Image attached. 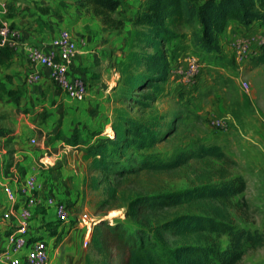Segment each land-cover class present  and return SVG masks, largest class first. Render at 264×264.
Segmentation results:
<instances>
[{
	"label": "rangeland",
	"instance_id": "rangeland-1",
	"mask_svg": "<svg viewBox=\"0 0 264 264\" xmlns=\"http://www.w3.org/2000/svg\"><path fill=\"white\" fill-rule=\"evenodd\" d=\"M228 26L230 33L219 38V50L223 55L220 62L192 45L190 31L197 28L185 25L177 28L175 37L164 43L170 64L162 91L151 92L152 97L145 100L147 104L133 101H144L140 94L145 89L127 90L125 64L136 69L131 53L139 51L131 30L120 60L119 86L115 89L114 84L102 82L100 87L90 88L91 82L85 79L88 94L82 103L97 106L90 114L92 122L84 125L85 138L77 141L81 145L73 148L64 145L66 141L55 142L54 136L49 139L33 136L36 144L29 147L34 153L46 147L51 152L46 166L36 158L34 173L45 190H56L63 195L70 217L71 225L65 228L64 236L59 239L56 236L49 242L53 264H92L95 259L90 247L82 245L83 230L75 226L76 218L83 212L95 219L94 226L108 221L120 223L132 232L143 228L162 249L185 243H214L219 249L227 248L229 237L225 233L199 238L193 234L175 236L158 228L179 215L199 213L187 202L155 211L147 221L133 220L126 215L130 202L136 197L184 191L198 185L203 174L220 181V173H224L227 180L241 176L246 184L244 191L232 197L225 207L232 222L263 235L261 245L245 246L239 264H264V65L252 67L249 62L264 41V26L253 23L244 28L237 22ZM237 36L248 38L247 58L242 62V69L231 47V41ZM192 59L199 64L200 70L188 77L185 69ZM105 61L98 55L94 57L95 64L90 67L92 75L100 71L103 75L113 74V70L103 71L110 66V61ZM113 80L118 82L115 76ZM124 117L150 125L157 134L155 143L149 148L132 145L124 150V156L115 155L122 168L134 171L116 173L112 168L95 167L90 152L92 146L106 140V134L121 126ZM215 120L220 124L213 123ZM201 145H218L230 161L203 156L188 158L169 170L142 165V161L157 164L177 157L182 159L198 151ZM49 223L34 225L32 230L39 231ZM56 226L51 228L54 234Z\"/></svg>",
	"mask_w": 264,
	"mask_h": 264
},
{
	"label": "trees",
	"instance_id": "trees-1",
	"mask_svg": "<svg viewBox=\"0 0 264 264\" xmlns=\"http://www.w3.org/2000/svg\"><path fill=\"white\" fill-rule=\"evenodd\" d=\"M81 1L100 19L108 32L120 30L126 24L127 14L121 0ZM231 20L247 28L253 23L264 26V0H142L130 20L134 44L139 46V51L131 53L136 69L126 63L125 80L127 90L146 91L140 94L144 101H133L147 104L145 100L152 97L151 92L162 91V82L170 64L164 43L175 37L177 28L183 25L197 28L190 31L192 45L215 62H220L223 55L219 50V38ZM10 54L9 48L0 45V64L5 63ZM249 62L252 67L264 65V41ZM140 66L141 69L138 68ZM0 90L14 101L18 99V89H6L0 84ZM123 96L130 97L129 94ZM112 130V137L108 136L92 146L90 152L94 166L112 168L116 173L134 171L122 168L115 155L124 156V150L132 145L149 148L155 143L157 134L150 125L126 117L121 119V126ZM66 142L73 148L77 146L76 138L67 137ZM203 156L230 161L218 145H201L198 151L182 159L177 157L157 164L142 161V165L169 170L177 168L188 158ZM219 179L214 181L203 174L198 185L184 191L136 197L130 202L126 215L133 220L140 218L147 221L155 211L187 202L199 213L179 215L163 222L158 228L175 236L193 234L199 238L225 233L229 237L227 248L219 249L214 243H185L172 249H162L143 228L132 232L120 223L100 221L93 227L88 245L96 256L92 264H239L245 246L261 245L263 235L237 227L225 208L232 197L244 191V179L235 176L227 180L224 173L219 174ZM48 232L50 235L55 233L51 228Z\"/></svg>",
	"mask_w": 264,
	"mask_h": 264
},
{
	"label": "crops",
	"instance_id": "crops-1",
	"mask_svg": "<svg viewBox=\"0 0 264 264\" xmlns=\"http://www.w3.org/2000/svg\"><path fill=\"white\" fill-rule=\"evenodd\" d=\"M121 1L127 14L126 24L120 30L108 32L100 19L81 0H0L5 18L17 33L15 48L10 50L8 60L0 64V84L6 89H18L19 94L14 101L0 90V131L9 130L11 133L0 146V250L9 246L8 235L18 224V210H14L9 219L2 216L7 208L2 186L15 185L24 175L34 173L39 153H34L29 147V137L42 135L49 139L54 136V141L59 143H64L70 137L79 142L85 136L84 125L87 121L92 122L90 114L95 111L93 107L97 106L70 101L46 77L44 68L27 62L23 45L32 44L45 51H53L55 48L51 45L52 38L60 29L67 28L75 38L82 40L70 65V76L90 81V88L96 89L103 82L114 84L116 89L120 84L118 73L125 50V39L132 30L130 20L142 0ZM235 22L231 20L228 24L232 26ZM230 29L227 25L221 36L228 35ZM259 50L260 44L254 53ZM96 55L110 61L109 68L103 71L113 70V74L103 75L100 71L97 75H92L90 67L95 64ZM31 70L42 73L37 83L30 84L26 81ZM114 76L118 82L113 80ZM40 111L44 113H39ZM78 145L81 144L77 143ZM44 192H51L60 199L63 196L56 190L44 189ZM32 217L35 226L51 222L39 230L41 232L45 229L50 241L60 232H66L64 225L54 222L51 214L42 213L41 208L35 209ZM52 224L57 225V233L50 235L48 229L52 228Z\"/></svg>",
	"mask_w": 264,
	"mask_h": 264
},
{
	"label": "built area",
	"instance_id": "built-area-1",
	"mask_svg": "<svg viewBox=\"0 0 264 264\" xmlns=\"http://www.w3.org/2000/svg\"><path fill=\"white\" fill-rule=\"evenodd\" d=\"M16 31L5 18V11L0 8V45L10 50L16 46ZM248 38L237 36L231 41L234 59L243 68V60L247 58ZM73 36L69 29L63 28L52 38L53 51H45L43 48L24 44L25 58L29 64L42 67L46 70V77L50 79L66 97L76 103L86 100L88 94L87 83L82 77H72L69 68L78 52L81 43ZM200 70L199 64L192 59L185 69L186 76H192ZM42 77L38 70H31L27 76V83H37ZM213 123L220 124L219 120ZM9 130L0 131L1 143L10 136ZM29 145H35V137H29ZM69 147V146H68ZM49 148H42L39 152L38 162L46 166L51 158ZM5 194L7 208L3 211L4 219H9L14 210H18V224L8 235L9 246L0 250L2 264H52L50 237L43 231H33V212L37 208L44 210V214L50 213L53 221L59 225L68 227L70 222L67 204L51 192H44L42 182L35 173H28L17 180L15 185L2 186ZM75 224V223H74ZM95 224V219L83 212L76 218L75 226L83 230L82 245L88 247L90 236ZM64 232L58 237L62 238ZM60 242V241H59Z\"/></svg>",
	"mask_w": 264,
	"mask_h": 264
},
{
	"label": "bare ground",
	"instance_id": "bare-ground-1",
	"mask_svg": "<svg viewBox=\"0 0 264 264\" xmlns=\"http://www.w3.org/2000/svg\"><path fill=\"white\" fill-rule=\"evenodd\" d=\"M108 130V129H107ZM107 132V131H106ZM107 136L112 137L114 135V132L112 129H110V131L106 134Z\"/></svg>",
	"mask_w": 264,
	"mask_h": 264
}]
</instances>
